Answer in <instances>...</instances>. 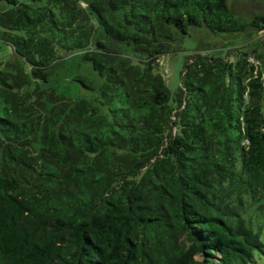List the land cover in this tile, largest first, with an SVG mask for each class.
Wrapping results in <instances>:
<instances>
[{
    "label": "trees",
    "instance_id": "16d2710c",
    "mask_svg": "<svg viewBox=\"0 0 264 264\" xmlns=\"http://www.w3.org/2000/svg\"><path fill=\"white\" fill-rule=\"evenodd\" d=\"M230 1L0 0V264L264 258L260 63L190 54L174 93L158 72L192 32L264 30Z\"/></svg>",
    "mask_w": 264,
    "mask_h": 264
},
{
    "label": "rangeland",
    "instance_id": "374dc122",
    "mask_svg": "<svg viewBox=\"0 0 264 264\" xmlns=\"http://www.w3.org/2000/svg\"><path fill=\"white\" fill-rule=\"evenodd\" d=\"M230 5L235 15L245 24L257 14L264 12L263 4L251 2L249 0H231ZM259 40L264 41V30L258 31L254 27H247L243 32L226 35H211L205 31L192 32L190 37L184 39L180 51L160 57L158 72L163 75L172 93L176 91L180 84L185 58L193 53L210 55L218 52H228L231 56H242L240 54L241 52H248V59L260 63V68L264 72V45H258L257 43ZM253 51L261 55V60L255 57L256 53H253ZM10 55L9 47L0 42V60L4 61L9 59ZM74 57L77 56L73 55L72 58L68 60L69 62H65V64L57 67L53 71L54 78H57L64 72L73 74V68L78 63L77 59H74ZM11 60L14 61L13 55ZM80 65L82 68L85 67L83 62H80ZM62 90L61 88L59 89V91ZM77 90L82 96L88 95L87 90L72 86V91L76 92ZM258 264H264V258L259 259Z\"/></svg>",
    "mask_w": 264,
    "mask_h": 264
}]
</instances>
